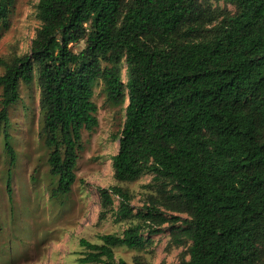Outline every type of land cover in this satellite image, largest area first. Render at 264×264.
I'll use <instances>...</instances> for the list:
<instances>
[{"label":"trees","instance_id":"16d2710c","mask_svg":"<svg viewBox=\"0 0 264 264\" xmlns=\"http://www.w3.org/2000/svg\"><path fill=\"white\" fill-rule=\"evenodd\" d=\"M14 1L0 0V28ZM222 1L234 13L216 23L198 0H39L29 54L0 60L4 150L14 165L8 111L36 77L52 198L70 194L82 132L98 126L94 84L115 106L127 91L113 177L151 174L159 191L134 213L127 190L98 189L99 221L117 199L113 215L129 227L100 244L81 240L79 264H128L114 250L144 249L143 233L170 221L160 208L187 216L171 218L190 243L180 264H264V0Z\"/></svg>","mask_w":264,"mask_h":264},{"label":"rangeland","instance_id":"374dc122","mask_svg":"<svg viewBox=\"0 0 264 264\" xmlns=\"http://www.w3.org/2000/svg\"><path fill=\"white\" fill-rule=\"evenodd\" d=\"M38 2L14 1L8 14V27L0 28V60L9 62L14 57L29 54L40 27L36 18ZM198 3L215 17L216 23L234 13L233 7L222 0H198ZM83 47L81 43L72 50L79 52ZM122 69V80L126 83L124 64ZM3 73L0 67V75ZM93 92L98 126L91 132H82L83 151L70 194L52 198L57 181L49 174L48 150L40 136L43 122L40 89L36 77L30 86L20 84L19 101L8 111V131L16 155L12 166L0 130V264H79L83 253L79 246L81 240L100 244L99 237L121 236L129 227L128 222H116L113 212L119 206L117 199L114 211L109 212L106 220L99 221L98 189L119 187L127 190L132 196L130 207L134 213L158 194L159 188L153 183L151 174L143 175L134 183L115 181L111 158L118 152L117 138L126 120L127 91L124 103L118 106L107 101L102 81L94 84ZM160 209L169 223L156 235H149L146 230L143 236L148 243L140 251L116 248V261L122 259L134 264L138 259L142 264H180L188 260L190 243L175 235L187 216Z\"/></svg>","mask_w":264,"mask_h":264}]
</instances>
